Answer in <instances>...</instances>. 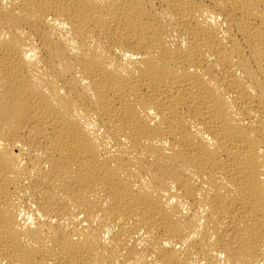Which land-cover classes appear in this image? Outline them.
Instances as JSON below:
<instances>
[{"label":"bare ground","instance_id":"obj_1","mask_svg":"<svg viewBox=\"0 0 264 264\" xmlns=\"http://www.w3.org/2000/svg\"><path fill=\"white\" fill-rule=\"evenodd\" d=\"M0 264H264V0H0Z\"/></svg>","mask_w":264,"mask_h":264}]
</instances>
